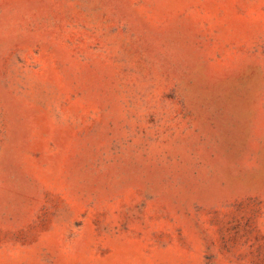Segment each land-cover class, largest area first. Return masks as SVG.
I'll use <instances>...</instances> for the list:
<instances>
[{
  "label": "rangeland",
  "instance_id": "rangeland-1",
  "mask_svg": "<svg viewBox=\"0 0 264 264\" xmlns=\"http://www.w3.org/2000/svg\"><path fill=\"white\" fill-rule=\"evenodd\" d=\"M0 264H264V0H0Z\"/></svg>",
  "mask_w": 264,
  "mask_h": 264
}]
</instances>
